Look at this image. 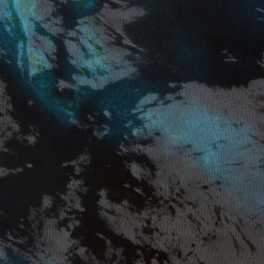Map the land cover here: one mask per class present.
Listing matches in <instances>:
<instances>
[{"label": "water", "instance_id": "obj_1", "mask_svg": "<svg viewBox=\"0 0 264 264\" xmlns=\"http://www.w3.org/2000/svg\"><path fill=\"white\" fill-rule=\"evenodd\" d=\"M0 264H264V0H0Z\"/></svg>", "mask_w": 264, "mask_h": 264}]
</instances>
